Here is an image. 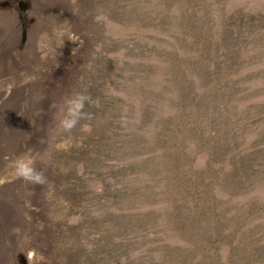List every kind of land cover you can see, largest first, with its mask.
Here are the masks:
<instances>
[{
	"label": "rangeland",
	"instance_id": "obj_1",
	"mask_svg": "<svg viewBox=\"0 0 264 264\" xmlns=\"http://www.w3.org/2000/svg\"><path fill=\"white\" fill-rule=\"evenodd\" d=\"M0 264H264V0H0Z\"/></svg>",
	"mask_w": 264,
	"mask_h": 264
},
{
	"label": "clouds",
	"instance_id": "obj_2",
	"mask_svg": "<svg viewBox=\"0 0 264 264\" xmlns=\"http://www.w3.org/2000/svg\"><path fill=\"white\" fill-rule=\"evenodd\" d=\"M86 99V96L78 95L67 101L68 114L61 121V125L65 130H69L75 125ZM10 166L17 177L26 181L33 183H43L45 181L43 174L33 166L32 161L26 156L15 158L11 161Z\"/></svg>",
	"mask_w": 264,
	"mask_h": 264
}]
</instances>
